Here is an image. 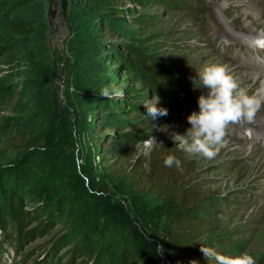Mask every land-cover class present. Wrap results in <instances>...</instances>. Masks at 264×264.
<instances>
[{"label": "trees", "instance_id": "16d2710c", "mask_svg": "<svg viewBox=\"0 0 264 264\" xmlns=\"http://www.w3.org/2000/svg\"><path fill=\"white\" fill-rule=\"evenodd\" d=\"M66 1L69 34L65 55L59 57L50 43L45 0H0V108L12 112L0 116V160L14 155L0 169V256L7 252L5 239L19 247L33 216L62 220L65 210L74 208L82 248L115 229L119 243L132 248V257L142 264H215L200 251L208 247L211 224L192 213L204 193L192 185V163L178 150L156 149L142 163L132 162L133 152L123 149V143L108 146L105 152L116 153L125 165H111V175L130 177L135 192L125 202L76 164V133L92 127L108 105L100 92L117 77L115 57L133 70L144 68L140 57L122 54L117 43L126 22V0ZM176 2L193 8L195 0ZM63 59L66 102L56 84ZM73 93L85 101L74 100ZM117 133L120 141H133V131ZM169 155L180 167L165 166ZM158 245L165 250L162 258ZM216 251L227 256L222 248Z\"/></svg>", "mask_w": 264, "mask_h": 264}, {"label": "rangeland", "instance_id": "374dc122", "mask_svg": "<svg viewBox=\"0 0 264 264\" xmlns=\"http://www.w3.org/2000/svg\"><path fill=\"white\" fill-rule=\"evenodd\" d=\"M63 1L45 0L50 43L59 57L65 55L62 37L69 34ZM125 4L126 22L117 43L122 54L142 59L144 71L133 70L115 57L112 67L119 71L110 85L122 89L124 96L107 99L108 105L92 127L76 133V164L107 185L117 200L125 202L135 192L130 177L111 175V165H125L116 153L105 152L108 146L115 141L123 143V149L133 152L132 162L142 163L156 149L178 150L192 163V185L204 193V201L192 213L211 224L208 247L222 248L229 257L247 251L256 264H264V127L259 125L264 110L261 114L257 110L251 122L243 120L231 125L212 159L187 153L170 137L173 131L185 135L191 127L187 117L200 111L198 98L206 95L207 89L198 84L199 89H195L192 80L198 79L197 72L205 64L225 66L249 96L264 101L262 81L256 82L253 77L264 71V46L250 34L252 29L256 34L264 32V0H195L193 8L181 7L176 0H126ZM259 14L261 19L252 28ZM64 62L63 59L59 64L56 84L66 102ZM71 95L74 100L85 101L75 93ZM154 98L160 101L156 106L166 108L168 115L145 119L147 110L143 104ZM10 115L9 108H0V116ZM131 131L133 141H120L117 132ZM150 137L155 138V144L146 146L143 141ZM13 157L0 160V169ZM74 212V208H67L62 220L59 216H33L23 228L19 247L12 240H4L7 252L0 256V264H40L44 259H50L52 264H142L132 257V248L119 243L120 235L115 229L82 248Z\"/></svg>", "mask_w": 264, "mask_h": 264}, {"label": "clouds", "instance_id": "9594fccd", "mask_svg": "<svg viewBox=\"0 0 264 264\" xmlns=\"http://www.w3.org/2000/svg\"><path fill=\"white\" fill-rule=\"evenodd\" d=\"M264 46V41L259 42ZM198 79H193L195 89H207V94H201L198 98L199 113H192L187 117V122L191 127L185 135L171 132L170 137L178 148L192 155L204 158H214L219 146L225 142L229 127L240 123L243 120L249 122L254 118L256 111L261 107V99L249 96L244 88L239 87L238 83L228 73L225 66L208 63L197 72ZM199 85V88L196 85ZM111 88V91H110ZM101 97L107 99L120 98L124 96V91L117 88L115 84L104 87L100 92ZM159 99L154 98L146 101L143 106L147 110L145 119L151 117H163L168 115L166 108H158L156 105ZM166 131L168 127L165 128ZM146 146L155 144V138L150 137L143 141ZM180 161L174 156L169 155L164 159L166 167H180ZM162 245L157 246V256L164 255ZM206 260L214 261L215 264H256L253 256L247 251L235 257L220 254L214 248L200 247ZM190 264H198L193 260Z\"/></svg>", "mask_w": 264, "mask_h": 264}, {"label": "bare ground", "instance_id": "6f19581e", "mask_svg": "<svg viewBox=\"0 0 264 264\" xmlns=\"http://www.w3.org/2000/svg\"><path fill=\"white\" fill-rule=\"evenodd\" d=\"M261 14V13H260ZM260 14H259V16H258V18L255 20V22L253 21L251 24H252V28L253 27H255V25H256V22H259V20L261 19V16H260ZM251 15V14H250ZM262 23V22H261ZM250 24V25H251ZM260 25V24H259ZM248 31V30H247ZM250 31V30H249ZM250 34H252L253 35V37H255V36H257V37H255V40L256 41H264V32L263 33H261V34H256V31L254 30V29H252L251 30V33ZM227 37V36H226ZM245 47V46H244ZM249 66V65H248ZM261 67V66H260ZM262 68V67H261ZM263 69V68H262ZM263 71V70H262ZM256 72V71H255ZM259 75V76H258ZM253 77H254V81H258L259 79H261V81H262V91H261V93H263V95H264V71L262 72V73H255L254 75H253ZM248 81V80H247ZM246 83V82H245ZM248 83V82H247ZM262 110H264V101H262V103H261V107L258 109V111H259V114H261V111ZM255 118V117H254ZM248 122V121H247ZM261 127H264V114L261 116V118H260V124H259Z\"/></svg>", "mask_w": 264, "mask_h": 264}, {"label": "water", "instance_id": "95a60500", "mask_svg": "<svg viewBox=\"0 0 264 264\" xmlns=\"http://www.w3.org/2000/svg\"><path fill=\"white\" fill-rule=\"evenodd\" d=\"M63 2H64V4H63L62 8L64 10V13L66 14L67 3L65 0ZM61 33L62 34L64 33V24L63 23L61 24ZM66 39H67V36L62 37L61 50H64V48H65V40Z\"/></svg>", "mask_w": 264, "mask_h": 264}]
</instances>
